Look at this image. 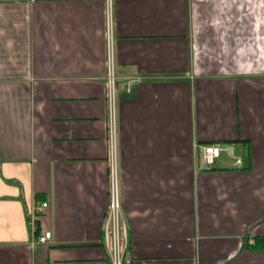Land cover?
Listing matches in <instances>:
<instances>
[{
  "label": "crops",
  "instance_id": "obj_1",
  "mask_svg": "<svg viewBox=\"0 0 264 264\" xmlns=\"http://www.w3.org/2000/svg\"><path fill=\"white\" fill-rule=\"evenodd\" d=\"M111 152L121 264H264V0H0V264H111Z\"/></svg>",
  "mask_w": 264,
  "mask_h": 264
},
{
  "label": "built area",
  "instance_id": "obj_2",
  "mask_svg": "<svg viewBox=\"0 0 264 264\" xmlns=\"http://www.w3.org/2000/svg\"><path fill=\"white\" fill-rule=\"evenodd\" d=\"M107 24L109 31L110 23L107 22ZM105 81L110 119V135H112L114 124L113 90L115 76L110 66L107 68ZM214 156L215 149L212 146L203 147L201 153L202 165L204 167H209L213 163ZM108 178L109 203L103 220L104 244L105 247L111 251V264H121L123 256L122 254L127 248V231L125 225L120 221L119 183L116 170V161L112 152L108 166ZM45 206L46 203H42V207ZM50 239L51 232L45 230L40 236L37 237V243L44 244ZM250 242L252 243L253 241L251 240Z\"/></svg>",
  "mask_w": 264,
  "mask_h": 264
}]
</instances>
